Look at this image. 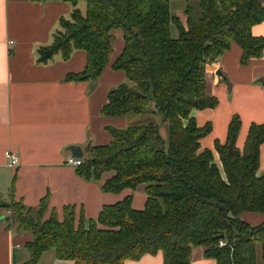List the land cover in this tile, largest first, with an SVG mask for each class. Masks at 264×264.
<instances>
[{"label": "trees", "instance_id": "trees-1", "mask_svg": "<svg viewBox=\"0 0 264 264\" xmlns=\"http://www.w3.org/2000/svg\"><path fill=\"white\" fill-rule=\"evenodd\" d=\"M32 1H66L74 7L69 19H60L50 45L37 50L39 64L56 54L67 61L76 51L87 53L85 69L64 80L97 83L114 51V32H122L124 50L113 68L128 80L110 89L102 114L140 115L153 107L169 123V140L155 121L111 126V143L89 145L76 167L80 178L92 182L113 172L102 184L105 193L145 185L142 210L133 208L131 195L105 205L97 219L77 218L73 206L64 209L63 220L55 211L45 218L47 197L37 208L22 201L6 205L7 222L33 234L28 264H38L49 250L69 264H125L158 252L163 264H190L195 247H203L214 264H257L258 245L264 264V222L252 226L241 218L245 212L264 214V173L258 175L264 123L250 126L241 150L242 119L233 115L226 141L215 140L217 163L212 150H201L212 123L198 126L192 117L194 110L218 106L206 91L207 66L232 43L242 47L243 65L264 54V37L252 31L264 22V0H187L186 24L170 0ZM79 1L86 3L85 14ZM258 82L264 86V78Z\"/></svg>", "mask_w": 264, "mask_h": 264}, {"label": "crops", "instance_id": "crops-1", "mask_svg": "<svg viewBox=\"0 0 264 264\" xmlns=\"http://www.w3.org/2000/svg\"><path fill=\"white\" fill-rule=\"evenodd\" d=\"M187 0H170L175 14L186 24ZM83 14L87 7L78 3ZM74 7L66 1L0 0V264H28L27 249L32 241L30 231H20L17 224L7 222L10 213L5 208L12 201H22L37 208L44 197L49 198L45 218L52 212L63 220L64 209L75 207L77 218L97 219L105 205L133 196L132 206L142 210L147 201L145 185L121 193H105V173L99 182L82 179L77 168L67 165L73 157L69 146L108 145L113 140L108 127H128L125 117H105L102 108L108 92L128 79L113 68V62L123 53L124 35L115 31L113 53L97 83L64 80L69 73H80L87 63V53L79 50L63 61L56 54L47 64L37 62V50L50 45L53 34L61 29L60 19L71 17ZM253 35L264 37V22L254 25ZM218 60L207 66L206 91L218 99L213 109L194 110L192 117L198 126L210 122L212 132L201 139V150H212L215 140L224 143L230 119L237 114L242 119L237 146L243 150L252 124L264 123V54L241 63L242 47L236 43ZM220 71L221 75L217 72ZM260 170L264 173V143L260 146ZM19 158L18 166L8 165L6 152ZM86 155V153H85ZM85 157V156H84ZM242 220L252 226L264 222L263 213L245 212ZM190 264H214L204 256L203 247L192 250ZM38 264H69L58 259L54 250L43 253ZM164 254L144 255L125 264H163Z\"/></svg>", "mask_w": 264, "mask_h": 264}, {"label": "rangeland", "instance_id": "rangeland-1", "mask_svg": "<svg viewBox=\"0 0 264 264\" xmlns=\"http://www.w3.org/2000/svg\"><path fill=\"white\" fill-rule=\"evenodd\" d=\"M79 2L82 3V5H85L84 1H79ZM172 34H173V37L175 38L178 37L177 30L174 27L172 28ZM132 85H134V83H132ZM150 121L151 122L155 121L159 123L160 133L164 137V139L168 141L169 140V136H168L169 135V123L164 121L163 117L159 115L158 113L156 112L153 113V107H150L146 113H143L140 115L128 114L126 116V123L128 126L140 125V124L148 123ZM257 251H258L257 264H262V251L259 245L257 246Z\"/></svg>", "mask_w": 264, "mask_h": 264}, {"label": "built area", "instance_id": "built-area-1", "mask_svg": "<svg viewBox=\"0 0 264 264\" xmlns=\"http://www.w3.org/2000/svg\"><path fill=\"white\" fill-rule=\"evenodd\" d=\"M8 165L10 166H18L19 165V158L18 156L14 155L11 151L6 152ZM83 158H77V157H70L67 161V165H71L74 167L80 166L82 164Z\"/></svg>", "mask_w": 264, "mask_h": 264}, {"label": "water", "instance_id": "water-1", "mask_svg": "<svg viewBox=\"0 0 264 264\" xmlns=\"http://www.w3.org/2000/svg\"><path fill=\"white\" fill-rule=\"evenodd\" d=\"M217 74L221 75V72L218 71ZM69 149L71 150V153L73 154L74 157H77L80 159L84 158L85 153L83 151V148H81L80 146L71 145L69 146ZM0 220H3V218H0Z\"/></svg>", "mask_w": 264, "mask_h": 264}]
</instances>
